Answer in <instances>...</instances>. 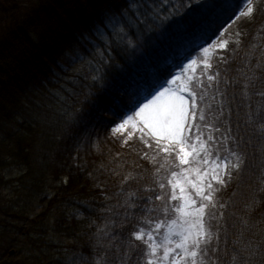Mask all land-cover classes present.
<instances>
[{
  "label": "trees",
  "instance_id": "trees-1",
  "mask_svg": "<svg viewBox=\"0 0 264 264\" xmlns=\"http://www.w3.org/2000/svg\"><path fill=\"white\" fill-rule=\"evenodd\" d=\"M24 2L0 0V264H90L99 257L121 264L133 227L124 213L148 219L142 210L153 205L142 198L151 195L145 190L161 192L179 162L138 133L111 136L112 128L222 31L235 39L210 71L219 73L213 89L203 81L208 116L201 132L217 141L228 136L233 149L232 138L241 141L247 170L215 194L223 214L213 221L221 227L219 264H229L237 241L264 248V0H253L254 13L239 19L244 0H192L184 16L161 27L148 20L125 28L104 61L84 37L96 40L91 29L108 6L127 0ZM77 54L83 62L73 63ZM217 101H224L223 114ZM129 193L135 208L125 206ZM153 200V218H164V205ZM132 256L127 264L137 257L143 264L139 250ZM255 264L264 260L257 256Z\"/></svg>",
  "mask_w": 264,
  "mask_h": 264
},
{
  "label": "snow or ice",
  "instance_id": "snow-or-ice-1",
  "mask_svg": "<svg viewBox=\"0 0 264 264\" xmlns=\"http://www.w3.org/2000/svg\"><path fill=\"white\" fill-rule=\"evenodd\" d=\"M244 2L248 7L246 10H241L235 19H239L240 16H251L254 13L252 0H244ZM166 3L168 0H127L123 4L109 5L101 17L100 23L95 24L91 29L92 35L96 37V40L102 41V44L96 43V40H90L88 36H85L84 39L89 40V43L93 45V54L98 56L101 61L110 59V56H105V52L112 47L113 42L119 43L122 38L121 34L126 35L125 28H138L140 24L148 20L156 23L157 27H161L174 16H184L192 7V0H179L178 3H170L164 7ZM236 35L240 34L236 33ZM218 43L223 48L228 46L223 40ZM236 44H239V40L236 41ZM213 47L217 46L213 45ZM101 48L104 51H100ZM208 51L207 48L204 49L205 54ZM83 60L84 57L77 54L73 63L83 62ZM197 63L198 60H192L188 65L189 70L194 71V66ZM203 67L211 69V60L204 59ZM61 68L65 72L68 71L63 68V65ZM218 75L219 73L209 75L207 79L212 82ZM255 79V75L248 77L249 81ZM198 83L203 85V80H199ZM248 87L249 83H245V96H247ZM166 92V89L160 90L151 99L146 98L145 102L138 105V111L133 117H129L128 120L113 129L115 133H122L129 125L133 128L147 127L155 136L154 142L157 149L169 155L174 154L179 162L177 165L179 171L172 172V179L167 181V185H170L172 189L170 192H163L167 186L163 183L159 185L161 192H156L151 188L145 190L151 195L142 198L146 199L147 204L153 205V207L142 210L148 219L143 216L135 217L128 212L124 213L125 219L133 227L129 230L128 251L120 258L121 264H127L129 260H132V253L135 250L141 252L143 264H219L221 227L213 221L222 218L223 214L220 213L219 216L217 214L218 201L215 194L227 188L232 180L247 170L246 154L239 150L242 147V142L235 138H232V142L237 147L233 149L226 144L228 136L217 141L209 134L205 139L198 125L195 126L194 132L193 125L189 122L188 101L183 95L166 98ZM219 95L224 96L225 93L220 92ZM258 95L264 96V91L259 92ZM190 98L194 102V97L191 94ZM211 100H216V96L213 95ZM217 104L218 111L223 114L224 101H217ZM191 115L194 117L195 113L193 112ZM249 115L251 116V113ZM200 119L203 120V116ZM215 131H219V128H216ZM227 131L230 133L231 128H228ZM259 131L264 135V123L260 125ZM141 138L143 139V136ZM148 146L151 147V144ZM221 153H226V155ZM193 172L195 177L190 178V174ZM177 177H182L183 183ZM177 188L179 193L176 191ZM193 190L194 196L198 197L199 201L188 198V193ZM132 195L129 193V199L125 201L127 208L136 207L131 200ZM153 195L155 200L161 201L164 205L161 210L164 218H153L152 214L157 211ZM169 200L181 203L169 207ZM223 207V204H219V208ZM170 211L177 215L169 218ZM193 211L195 215H193ZM244 223L247 224V221ZM161 229L165 231L162 233ZM137 241L139 243H136ZM236 244L239 247L232 253L229 264H255L257 256L264 260V248L261 246H253L250 242L241 243L240 241H237ZM225 254L227 253L225 252ZM140 259L141 257H137V264ZM90 264H106V261L104 257H99L91 261Z\"/></svg>",
  "mask_w": 264,
  "mask_h": 264
},
{
  "label": "rangeland",
  "instance_id": "rangeland-1",
  "mask_svg": "<svg viewBox=\"0 0 264 264\" xmlns=\"http://www.w3.org/2000/svg\"><path fill=\"white\" fill-rule=\"evenodd\" d=\"M20 1H25L24 3H26V2H29L30 0H20ZM234 39H235L234 34H229L228 33L227 35H225V34L222 35L220 38H218L213 43V45H216L217 47H215V48L212 47V49L209 48L208 49L209 51H208L207 54H205L204 52H202L200 55H198V56H196V57H194L192 59V60H198L197 65L194 66V71L193 70H189L188 65L191 63V62H189L186 65V68L183 71L179 72L170 81V83L168 85H166L165 87H162L160 89V90H164V89L167 90V92L165 94L166 95V98L168 96L183 95L184 98H185V100L188 101L189 115H190L189 122L193 125V131L194 132H195V126H197V125L199 126L200 132H201V129H203V127L206 126L205 118H207V116H208V111H207V109L205 108V106L202 103L204 101V99H205V95L202 92L203 85H199V86H196L195 87V83L196 82H198L201 79L204 81L207 78V77L202 78L204 75L207 74V76H209L208 75L209 69H204V67H203V60L204 59H209L212 62L213 59L217 58L218 51H220L221 49H224L223 47H220L219 46V43H218L219 41L223 40L228 45L229 42L230 41H234ZM90 65H91L90 67H92L93 63H91ZM210 75H212V74H210ZM174 80H175V83H173ZM207 81H208V79H207ZM214 83L215 82L212 81V82H209L207 84L208 87H209V89H211V90L213 89V88L210 87V85L211 84H214ZM200 88H201V90L198 92V89H200ZM178 89H179V91H177ZM190 94L194 97V102H193V99L190 98ZM201 97H203V99H201ZM136 111H138V109ZM135 112L131 116H129V117H133L134 114H135ZM193 112L195 113L194 117L191 115ZM201 116H203V120L200 119ZM128 118H126L124 121L128 120ZM138 119L139 118L137 117L136 120L138 121ZM118 125L119 124L115 125L114 128H116ZM126 133H130V134H132V133H138L140 140L147 141V142H150L151 141V142H153V144H155V142H154L155 141V136L153 135L151 129H149L147 127H136V128H133L131 125H129L128 128L126 130H124V132H122V133H115L113 131V134L111 136L121 137L122 135H124ZM208 134H210V133H208ZM218 134H219V132H218ZM210 135L213 136V133L211 132ZM142 136H143V139L141 138ZM203 138L206 139V133H204V137ZM213 138H214V136H213ZM214 139H216V138H214ZM218 139H216V140H218ZM162 143H167V142H162ZM184 167H188V166H184ZM183 175H188V174H183ZM192 177H195V173L194 172L190 174V178H192ZM177 179H179L180 182L183 183V178L182 177H177ZM176 191H177V193H179V189L178 188L176 189ZM188 198L189 199H196L197 201H199V198L194 196V190L192 192H189L188 193ZM180 203L181 202L178 201V204H180ZM193 215H195V212L194 211H193ZM164 231H165L164 229H161V232L162 233ZM14 253H15V251H11V255L14 254Z\"/></svg>",
  "mask_w": 264,
  "mask_h": 264
},
{
  "label": "bare ground",
  "instance_id": "bare-ground-1",
  "mask_svg": "<svg viewBox=\"0 0 264 264\" xmlns=\"http://www.w3.org/2000/svg\"><path fill=\"white\" fill-rule=\"evenodd\" d=\"M117 83L116 79H113V84Z\"/></svg>",
  "mask_w": 264,
  "mask_h": 264
}]
</instances>
